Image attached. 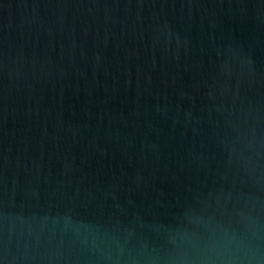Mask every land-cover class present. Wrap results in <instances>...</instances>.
<instances>
[{"label":"water","instance_id":"1","mask_svg":"<svg viewBox=\"0 0 264 264\" xmlns=\"http://www.w3.org/2000/svg\"><path fill=\"white\" fill-rule=\"evenodd\" d=\"M264 264V0H0V264Z\"/></svg>","mask_w":264,"mask_h":264},{"label":"clouds","instance_id":"2","mask_svg":"<svg viewBox=\"0 0 264 264\" xmlns=\"http://www.w3.org/2000/svg\"><path fill=\"white\" fill-rule=\"evenodd\" d=\"M235 237H231L224 245L212 244L206 260L208 264H236V257L232 254L231 245Z\"/></svg>","mask_w":264,"mask_h":264}]
</instances>
